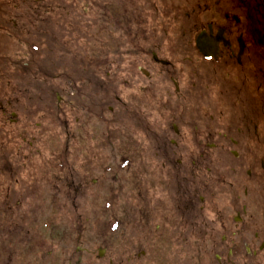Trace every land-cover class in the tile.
<instances>
[{"label": "flooded vegetation", "instance_id": "flooded-vegetation-1", "mask_svg": "<svg viewBox=\"0 0 264 264\" xmlns=\"http://www.w3.org/2000/svg\"><path fill=\"white\" fill-rule=\"evenodd\" d=\"M140 1L163 22L140 32L171 38L138 47L135 64L144 78L153 80L156 70L174 91L164 97L154 82L140 83L120 104L130 120L149 109L163 122L151 140L154 154L145 156L136 124L128 131L102 119L94 78L70 85L50 78L60 88L50 92L53 105L43 92L32 103L27 88L0 85V264L47 257L40 228L62 215L38 221L40 211L62 210L63 190L77 199L73 209L90 207L80 196L95 200L98 182L107 229L94 237L104 243L106 264H264V0ZM57 2L0 0V37L32 14H62ZM180 78L195 80L187 93ZM55 114L56 122L72 114L71 127L51 130ZM93 172L103 178L89 181Z\"/></svg>", "mask_w": 264, "mask_h": 264}, {"label": "rangeland", "instance_id": "rangeland-1", "mask_svg": "<svg viewBox=\"0 0 264 264\" xmlns=\"http://www.w3.org/2000/svg\"><path fill=\"white\" fill-rule=\"evenodd\" d=\"M62 1L63 3L61 4L58 2L55 4L62 5V8H66L65 5L68 6V9H64L62 14L56 16L55 14L48 13L44 14L43 18L42 16L39 18L38 14H32L30 17L21 19L19 24H15L16 26L19 25L17 26L18 29L15 35L0 37V85L3 88H7L10 84L20 88H27L31 92L32 103H37V97L42 95L43 92L45 93L43 97H46V103L53 105L55 95L51 93L60 91V88L56 80L41 75L44 67L51 69L49 73L55 74V77L52 78H61V80L68 78L64 82L67 85L71 84V78H94L98 84L102 85L101 89L95 88V99L104 102L101 99L103 95L98 96L99 92H104L107 96L104 114L109 118L117 117V122L124 125L128 131H131V129L135 131L136 124L139 128L135 132V135L137 137L142 136L138 140V143L141 142V146L145 150V156H152L154 150L151 140L154 133L162 127L163 122L159 120L160 118L154 120V117H158V115L149 109H143L146 113L138 116L137 119H128L125 116H128V112L124 114L120 112L124 107L119 105L116 98L120 99L123 97L125 91L136 90L137 85L140 83L146 85L151 82L156 84V91L160 95L164 93V97H166L169 92L173 93L174 86L170 85L166 78H159L156 70H152L154 79L151 80L137 74L136 67L141 64H135L139 58L138 47H143L145 50L148 49L149 45H152V39H156L155 41L159 43L170 40L171 36L166 38L162 34L152 35L146 32L143 35L138 29L139 27H146L147 30L148 27L155 25L157 22L163 23L162 19L155 17L151 9L148 6H144L140 0ZM110 1L112 6L111 13L106 11ZM119 1H121L123 7L119 6ZM75 6H78V11L75 9ZM122 11H128V14L126 16L123 15V19L120 20V12ZM45 28L48 31L43 34ZM35 36H38V38ZM42 38L45 39V43L42 41ZM46 38H48V43L46 42ZM37 39L40 42L37 46L38 50L33 51L32 55V50H30L31 45L27 40L33 41ZM41 43L43 45L42 49ZM35 53H40V55L37 54L36 56L34 55ZM33 56H36L34 57L36 58L34 63L30 66L27 65L28 60L30 61ZM22 61H25V63H22ZM6 80H9V82ZM124 80L129 81V86H124ZM180 80L182 81L181 90H185L186 93L188 92L187 89H192L191 85L195 82L194 78L190 80L188 78H180ZM84 90L85 92L92 93L91 87H86ZM61 96L64 97L65 94L62 93ZM109 105L113 108L115 106L118 107L115 108L113 116H110L107 110ZM139 112L142 111L139 110ZM33 116L39 115L35 114ZM56 116V114L53 116L54 128L51 130L58 133L61 122H64V128L66 125L69 128L71 127L74 120L72 114H69V116L62 115L63 120L61 119L59 122L55 121ZM133 141H136V138H133ZM36 149H39V142L34 147L33 153L35 154ZM41 150H44V154L47 156L46 149L41 147ZM39 155L41 157L42 153L40 152ZM38 160L39 158H35L33 163L38 162ZM145 164H148L149 170H151L152 164L150 159L145 161ZM68 165L71 167L72 163H68ZM31 170L34 171V169ZM68 171L72 170L69 168ZM77 174L76 171L75 175ZM78 175H81V173ZM82 175L87 174L82 171ZM92 178H103V172H93L89 175V181ZM95 185L96 188L93 191H96L95 198L98 195L96 200L91 198L88 192L80 196V200H83L84 204L89 205V202H92L91 208L85 211V206H73L75 213L70 217L66 215L67 210H64V230L61 225L57 231V235L62 237L64 243L62 264L77 263V253L75 250V246L78 245L77 243L80 244L79 247L83 248L84 251L90 252V254L96 253L99 251V248L103 247L92 236L95 228L97 230L104 228L101 217L99 215H91L93 211H97L98 214L102 211L101 206L103 202L101 199L104 193L100 188V182ZM63 192V206L65 204H73V200L74 202L77 201L73 194L67 193L66 190H63ZM84 218L88 220L84 221ZM55 223L61 224V222ZM79 223L80 232L78 233L76 226ZM52 233L54 236L56 235L55 231ZM79 234L82 236L81 239L79 238L80 241L78 239ZM191 245L193 247L196 246L194 242ZM90 254L85 253L83 255L82 264H91L92 258L89 257ZM101 255L104 258V252ZM46 258H44V261ZM106 261L108 259H102L99 261V264H103ZM16 264H23V262L18 261ZM46 264L48 263L46 262Z\"/></svg>", "mask_w": 264, "mask_h": 264}]
</instances>
